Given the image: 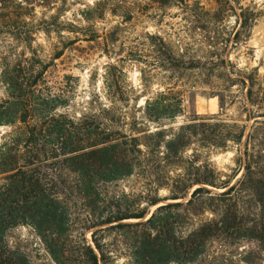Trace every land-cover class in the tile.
<instances>
[{
  "label": "rangeland",
  "instance_id": "374dc122",
  "mask_svg": "<svg viewBox=\"0 0 264 264\" xmlns=\"http://www.w3.org/2000/svg\"><path fill=\"white\" fill-rule=\"evenodd\" d=\"M31 1L23 17L35 27L32 38L0 32V56L11 67L19 59L37 78L36 108L74 122L96 119L136 136L143 150L142 165L102 185L101 198L112 210L146 209V216L92 227L87 241L94 246L92 234L103 228L97 237L110 247L114 264H140L137 247L146 232L157 233L155 224L111 226L156 212L169 221L174 249L165 264H264V0ZM7 61L0 58V148L16 127L7 120L19 107L3 82ZM246 147L254 154L251 175ZM54 162L41 168L49 178L77 176ZM208 174L216 186L193 180ZM234 184L231 195L221 194ZM199 186L210 193L188 204ZM68 202L77 205L78 234L93 207L77 194ZM175 202L182 204L158 211ZM209 223L214 230L201 253L183 257L181 243ZM4 240L28 264H60L31 223L8 228ZM76 262L69 261L83 264Z\"/></svg>",
  "mask_w": 264,
  "mask_h": 264
},
{
  "label": "trees",
  "instance_id": "16d2710c",
  "mask_svg": "<svg viewBox=\"0 0 264 264\" xmlns=\"http://www.w3.org/2000/svg\"><path fill=\"white\" fill-rule=\"evenodd\" d=\"M24 3L33 2L0 0V18L4 19L0 32L32 38L31 33L35 27L23 17L29 13L24 9ZM0 58L7 61V58ZM16 61L13 67L7 61L6 70L2 74L4 84L10 95L19 101L16 103L19 107L10 113L13 115L7 120L16 127L0 148V175H3L0 183V264H28L22 252L12 249L4 240L6 230L20 222L31 223L38 230L47 249L60 264H71L69 261L74 263L78 260L83 264H114L110 247L97 237L103 228L93 232L94 246L87 241L85 232L98 225L129 218L143 219L146 216V209L112 210V204L109 202L104 205L107 199L101 198L102 185L131 175L137 165H142L143 150L138 138L103 128L96 119L74 122L64 115L39 111L36 108L41 98L37 94L38 80L33 74L24 71L19 59ZM248 94L254 102L253 84ZM1 115L3 113L0 111ZM184 137L180 135L179 140ZM175 143L176 140L172 144ZM171 147L168 145V149ZM245 153L246 173L251 175L255 171V161L251 159L254 154L248 147ZM49 159H54L53 164L60 166L61 170L70 169L77 176L73 179L64 176L58 180L49 178L41 170L43 163ZM210 177V174L202 175L193 180L216 186ZM236 187L237 184H234L221 194L231 195ZM202 192L210 193V190L203 186L195 188L187 203L191 204ZM73 194L85 198L87 206L93 207L92 218L87 217L90 222L80 225L78 234L73 233L76 219L73 215L77 205L68 202ZM261 197L264 203V190ZM171 198L178 199L179 196ZM159 201L156 198L151 203L157 204ZM181 204H163L158 211ZM106 210L107 215L104 216ZM231 218L228 215L226 221ZM152 224L158 228L157 233L153 235L146 232L137 247L138 252L141 251L140 258L137 257L141 260L137 261L140 264H165L172 260L174 250L168 238L170 229L167 218L154 212L144 221L119 222L111 228L150 227ZM213 230L212 223L193 230L180 245L184 247L182 256L194 260ZM262 237L264 241V235Z\"/></svg>",
  "mask_w": 264,
  "mask_h": 264
}]
</instances>
